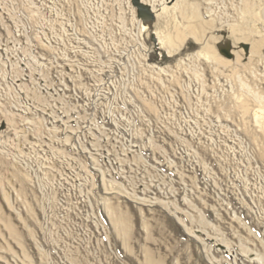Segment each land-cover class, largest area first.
<instances>
[{"label": "rangeland", "instance_id": "rangeland-1", "mask_svg": "<svg viewBox=\"0 0 264 264\" xmlns=\"http://www.w3.org/2000/svg\"><path fill=\"white\" fill-rule=\"evenodd\" d=\"M0 264H264V0H0Z\"/></svg>", "mask_w": 264, "mask_h": 264}, {"label": "bare ground", "instance_id": "bare-ground-1", "mask_svg": "<svg viewBox=\"0 0 264 264\" xmlns=\"http://www.w3.org/2000/svg\"><path fill=\"white\" fill-rule=\"evenodd\" d=\"M258 111H259V110H258ZM258 111H256V116L259 117V116H261L262 113H261V112H258ZM257 119H258V118H257Z\"/></svg>", "mask_w": 264, "mask_h": 264}, {"label": "built area", "instance_id": "built-area-1", "mask_svg": "<svg viewBox=\"0 0 264 264\" xmlns=\"http://www.w3.org/2000/svg\"><path fill=\"white\" fill-rule=\"evenodd\" d=\"M214 4H216V2L214 3ZM213 7L215 6V5H212ZM210 9H211V7H210ZM213 10V9H212Z\"/></svg>", "mask_w": 264, "mask_h": 264}]
</instances>
